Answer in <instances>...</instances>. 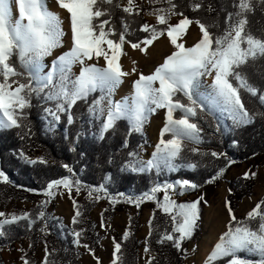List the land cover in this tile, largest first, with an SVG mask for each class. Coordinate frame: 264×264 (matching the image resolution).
<instances>
[{"label": "snow or ice", "instance_id": "1", "mask_svg": "<svg viewBox=\"0 0 264 264\" xmlns=\"http://www.w3.org/2000/svg\"><path fill=\"white\" fill-rule=\"evenodd\" d=\"M56 3L69 14L71 47L53 61L46 75H42L41 61L51 55L53 50L63 46L64 21L59 13L48 8L47 0H0V129L21 128L22 122L27 119L26 109L33 106L34 96L46 102H54V108H45L53 121L58 123L61 114H66L67 124L72 125L73 108L80 101L88 103L89 97L99 92L100 95L88 103V114L90 122L99 121L98 139L101 140L115 132L121 121L127 122L128 135L141 132L150 114L158 109H166L165 124L160 130V139L152 157L145 161L139 158L137 152H129L130 159L124 167L141 173L153 169L158 172L162 169L175 171L180 167L175 161L182 157L185 141L194 144L202 142V129L193 121V117L206 109L209 113L219 110L228 115L235 127L253 123L258 113L250 112L245 107L242 90L264 105V89L252 83L249 73L243 70L254 66L257 61H264V35L254 34L249 27L248 14L255 11L254 0H233L236 11L227 14L223 31L218 34L210 31V27L217 25L209 26L199 19H190L176 11L177 4L167 0L170 8L156 9L150 13L156 16L157 25L165 27L160 29L144 23L140 31L148 33V36L138 43L126 41V22L122 24L123 30L117 34L112 23V7L118 8L120 5L115 0H56ZM256 3L264 6V0H256ZM13 4L18 12L15 17ZM190 6L192 11H197L202 4L192 3ZM134 8V0H128L123 11L132 14ZM209 10H212L211 7ZM172 15L183 18L173 25L169 23ZM193 23L198 25L202 35L194 45L186 47L182 37ZM165 34L174 50L150 75L139 74L138 79L133 81V91L129 96L114 100L116 90L124 82L123 78L136 72L135 68L132 73L122 70L120 57L124 54V44L130 43L133 49L146 53L148 46ZM100 58L105 61L103 67L98 66ZM93 60L96 63H89ZM75 65L80 66L78 75L73 73ZM205 77L211 78L210 84L205 82ZM20 78L27 82H21ZM177 111L181 113L178 118L174 115ZM166 135L170 138L165 139ZM124 146L127 147V139ZM191 151L198 153L199 149L193 147ZM204 155L219 158L225 154L213 151ZM39 162L46 163L43 158H39ZM187 166L192 169L197 167L196 164ZM63 167L72 173L69 165ZM222 174L223 169L207 183H212ZM251 175L255 176V173ZM245 178H249V173H245ZM0 181L10 182L2 170ZM61 186L71 193L73 187L79 192L81 185L79 180L63 177L51 181L44 194L51 198L54 195L52 190ZM197 187L196 183L187 179L156 184L150 192L135 200L139 207L143 200H155L156 193H164L162 202L157 201V206L170 216L172 229L171 232L165 231L158 243L170 241L173 247L181 250L182 242L192 238L199 226L200 204L204 197L177 203L172 199L170 191L183 195ZM94 191L106 193L103 185L90 190V197ZM48 202H42L39 219H44L45 212L42 209ZM127 202L133 201L129 198ZM73 204L75 206V201ZM226 208L229 215L226 231L219 236L205 264H264V200L258 202L244 220H237L230 202H226ZM80 215L77 208L72 218L73 224L78 223L77 217ZM30 216V213L25 212L20 215L11 214L9 218L0 212V218H3L0 219V237L6 235V226L21 220L29 221L30 226L34 224L36 221ZM252 222H255V226ZM149 223L151 225V221ZM74 235L79 243L81 232L77 231ZM127 238L128 233L125 232L123 239ZM83 247L88 248V245ZM144 251L147 253L148 247ZM120 252L121 243L114 241L111 264H120ZM45 253L43 264H54V261H49L47 248ZM21 259L23 264H29L24 257Z\"/></svg>", "mask_w": 264, "mask_h": 264}, {"label": "trees", "instance_id": "2", "mask_svg": "<svg viewBox=\"0 0 264 264\" xmlns=\"http://www.w3.org/2000/svg\"><path fill=\"white\" fill-rule=\"evenodd\" d=\"M172 2L178 5L177 12H182L190 19H199L209 26L217 25L218 27H210V31L217 34L223 31L227 14L236 11L233 7V0H172ZM115 3L120 5L118 8L112 7V23L115 25L117 34L123 30L122 24L126 22L128 25L126 41L138 43L145 39L148 33L140 31L144 23L148 24L145 11L134 9L132 14L125 13L122 6L123 0H115ZM192 3H201L202 7L197 11H192L190 6ZM254 5V13L248 14L249 27L254 34L264 35V6L256 3V0H254ZM209 7L212 10H209ZM153 26L160 29L165 27L157 24ZM243 70L249 73L252 83L264 89V61H257L254 66ZM20 79L21 82H27L24 78ZM99 95V92L94 93L89 97L88 103ZM241 96L245 107L250 112L258 113L253 123L235 127L228 116L221 120L217 114L209 113L206 109L197 117L192 118L202 129V142L194 144L185 141L182 157L175 161L180 167L175 171L162 169L158 172L153 169L142 173L133 172L124 167L130 159L128 153L137 152L139 154L141 145L146 141V136L142 131L128 135L127 122L121 121L115 132L107 134L105 139L101 140L98 139L99 121L90 122L88 103L78 102L72 110L74 123L68 125L66 114H61V119L57 123L45 112V108L55 107L54 102H46L34 96L33 106L26 109L27 119L22 122L21 128L0 129V170L4 171L10 181L9 183L0 181V195L9 200L23 198L32 201L42 196L47 197L44 193L47 185L53 180L63 177L79 180L81 185L79 192L75 187L72 189L77 193L84 192L85 197L78 206L81 215L77 219L78 223L73 224V229L81 232L79 241L90 248L99 243V237L94 233V222L90 218L91 212L99 203L103 201L107 203L103 213L105 222L113 218L117 210L133 209L134 215L130 219L131 232L127 240L123 239V235L115 238L116 242L121 243V252L118 254L121 256L120 264H138L140 223L145 207L153 203L156 208L151 220L148 245L157 256L151 260V264H185L188 245L197 237L204 208L209 201V195H206L204 191L209 186L225 181L231 168L264 155V115H259V113H264V105H261L256 97L250 96L243 90ZM153 114L149 115L148 121ZM174 115L178 118L181 113L177 111ZM46 118L51 121H47ZM218 124L219 131H217ZM169 138V135L165 136V139ZM125 139H127V147L124 146ZM193 147L198 148L199 152H192ZM38 149L42 151V155L48 162L31 164L22 157L16 156L20 150L24 154H30L29 150ZM213 151L225 155L219 158L204 155V153ZM49 160L52 161L49 162ZM229 161L232 162L229 163ZM65 164L72 168V173L63 167ZM188 164H196L197 167L192 169L187 166ZM221 169H223V174L218 179H214L212 183H207ZM185 179L198 185L194 192L203 196L204 200L200 204L201 219L198 222V228L191 239L182 242L181 250H177L170 241H165L163 244L158 243L164 232H171L172 229L170 216L163 213L157 206V201L162 202L164 193H156L155 200H143L139 207L136 206L135 200L144 193L150 192L156 184L175 183ZM229 184L231 192L228 195V201L233 208H236L241 200L254 194L255 180L251 177L247 179L240 177L230 181ZM101 185L106 189V193L94 191L90 197L89 191ZM170 195L172 199L180 203L179 196L174 198L171 191ZM97 196L101 198L96 199ZM129 198L133 202H127ZM113 200L116 202L113 203ZM40 210V207L31 210L30 218L36 221L31 226L27 220L6 226V235L0 237V251L29 237L31 247L25 259L29 261V264L35 263V252L41 241V229L46 222H49L47 216L44 219L38 218ZM245 217L246 215L237 220H244ZM252 223L255 226V222ZM49 227L51 229L48 236L51 244L48 251L49 261H54V264H83L79 259L72 235L63 236L53 224ZM0 264H5L1 258ZM217 264H223V262H217Z\"/></svg>", "mask_w": 264, "mask_h": 264}, {"label": "rangeland", "instance_id": "3", "mask_svg": "<svg viewBox=\"0 0 264 264\" xmlns=\"http://www.w3.org/2000/svg\"><path fill=\"white\" fill-rule=\"evenodd\" d=\"M50 2L55 4L56 0H51ZM134 3L136 5V8L134 9L145 11V16L149 25L157 24L156 16L151 15L150 13L154 12L156 9L170 8L167 0H134ZM50 4H47V6L51 10L52 6ZM127 5L128 0H123L122 6L126 7ZM58 9L60 8L57 6V10ZM51 11L54 12L55 10ZM13 15L14 17L18 16L16 9H13ZM59 15L64 21L63 29L65 35L63 37V46L53 50L51 55L46 56L41 61L42 64L49 62L54 57L57 58L59 55L69 50L68 47L71 42L69 14L67 13V17L62 16L61 14ZM182 18L183 17L179 15H172L169 19V23L175 25ZM201 35L202 34L198 25L193 23L190 25L187 34L182 37V42L185 43L186 47H190L200 39ZM143 46L144 45H141V47ZM173 50L174 48L166 34L155 40L151 46H148L146 53L141 52L139 49H133L130 43H125L123 48L124 54L120 57L122 70L132 73V69L135 68L136 72L124 77V81L130 82L131 87H133V81L138 79L140 73H143L144 75H150L159 64L163 63L164 58ZM148 56H150V58ZM89 63H96V61H89ZM153 64L155 65L153 71L144 73L146 67ZM104 65L105 61L103 58H100L98 61V66L103 67ZM79 70V65H75L73 67V73L77 75L79 74ZM204 80L208 84L211 83L210 77H205ZM119 88L114 94V100H117ZM213 113H218V115L220 113L219 117L221 120H224V118L228 116L225 112L219 110H214ZM46 119L47 121H51L50 119L48 120V118ZM165 119L166 109H158L153 115L150 116L148 123L144 124L142 132L146 136V141L140 147V159L146 161L152 157V153L155 151L156 144L159 142L160 130L164 127ZM19 152L20 153H17L16 155L22 157L23 151L20 150ZM28 153L34 154L32 157H30L31 160L36 159L35 161L39 162V158H43L46 162H48L44 155L39 154V149L34 151L29 150ZM24 160L27 162L29 161L27 158ZM51 161L52 160H49V162ZM245 173H249V177L255 180L254 194L241 200L236 208L231 206L235 216L237 218L245 216L256 206L258 202L263 199L264 155L249 159L241 166H235L231 168L225 181H222L217 185L209 186L204 191L206 195H209V201L204 208L202 223L199 227L197 237L188 245V255L185 264H205L207 257L206 253L209 250L205 240L206 236L213 233L216 235V240L218 241L221 233L226 231V224L229 221V215L226 208V202H229L228 195L231 192L229 182L240 177H245ZM252 173H255V176H252ZM52 191L54 192V195L51 197V199L42 196L32 201L23 198L9 200L0 195V212H4L9 218L11 214L20 215L25 212L30 213L35 207H40L41 209L42 202L46 200L49 201L46 205H43L42 209L45 212V216L49 218V222L44 224L43 231H41V241H39L38 249L35 252L36 261L34 264H43L46 254L45 249L47 248V252L49 251V247L51 245L48 238L51 231L49 227L50 224L56 226L63 236L66 234L72 235L73 243L80 256L79 259L83 264H111L114 252V241L116 242L115 238L119 235L124 236L125 232H127L128 235L130 234V219L134 215V210L131 208L117 210L113 218L105 222L103 219V213L107 207V203L105 201L99 203V205L91 212L90 217L94 222V233L99 237V243L92 248H85L83 247L85 244L81 243L80 241L79 243L76 242L77 238L74 235L76 231H74L72 223V218L75 215L82 199H84L85 193H77L74 189H72L71 193H69V191L62 186L58 189H53ZM194 191L195 190H188L183 195L174 194V198L179 196L180 203L194 201L201 197ZM73 201H75V206ZM155 208L156 205L153 203L147 205L142 215L138 232V264H148L149 261L153 260L157 256L156 252L150 250L148 245V237L151 231V225L149 222L153 218ZM214 244L211 245L212 248ZM30 247L31 239L29 237H25L21 241L3 248L0 251V258L5 264H23L21 257H24L25 259V255L30 250ZM145 247H148L149 249L147 253L144 251ZM89 249H91V251H89Z\"/></svg>", "mask_w": 264, "mask_h": 264}, {"label": "bare ground", "instance_id": "4", "mask_svg": "<svg viewBox=\"0 0 264 264\" xmlns=\"http://www.w3.org/2000/svg\"><path fill=\"white\" fill-rule=\"evenodd\" d=\"M51 0H47V4H50L52 7H51V10H55L54 12H56V13H58L59 12V14H61L62 16H64V17H67V12L65 11V10H62V9H58L57 10V8L55 9V4L54 3H52V2H50ZM55 6V7H54ZM13 9H16V7H15V5H14V7H13ZM71 47V42H70V44H69V47L68 48H70ZM151 56V55H150ZM150 56H148L149 58H150ZM159 56V55H158ZM56 60V58L54 57V58H52L49 62H45L44 64H42L43 65V67H42V69H41V74L42 75H46L50 70H51V66H52V64H53V61H55ZM155 62V61H154ZM154 64L153 65H149V66H147L146 67V70H145V72L144 73H149V72H151V71H153V69H154ZM132 91H133V87H131V84H130V82H128V81H124L121 85H120V88H119V90H118V96H117V100H120L122 97H126V96H129L130 95V92L132 93ZM205 240H206V242H207V247L209 248V250L207 251V253H206V256H208V254L211 252V250H212V247H211V245H213L214 243H216V235L215 234H208L207 236H206V238H205Z\"/></svg>", "mask_w": 264, "mask_h": 264}, {"label": "built area", "instance_id": "5", "mask_svg": "<svg viewBox=\"0 0 264 264\" xmlns=\"http://www.w3.org/2000/svg\"><path fill=\"white\" fill-rule=\"evenodd\" d=\"M215 114L218 115V113H215ZM219 115H220V113H219ZM39 154L42 155V151L41 150H39ZM33 155H34L33 153H30V154H24V153H22V158L23 159L27 158V160H31L30 157H32ZM16 156L19 157V155H16ZM32 160H36V159H32Z\"/></svg>", "mask_w": 264, "mask_h": 264}, {"label": "crops", "instance_id": "6", "mask_svg": "<svg viewBox=\"0 0 264 264\" xmlns=\"http://www.w3.org/2000/svg\"><path fill=\"white\" fill-rule=\"evenodd\" d=\"M55 4H56L55 6H56V8H57V6H58V5H57V3H56V2H55Z\"/></svg>", "mask_w": 264, "mask_h": 264}]
</instances>
